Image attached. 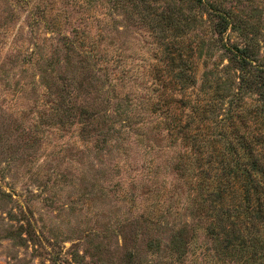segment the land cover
I'll use <instances>...</instances> for the list:
<instances>
[{
	"label": "rangeland",
	"instance_id": "374dc122",
	"mask_svg": "<svg viewBox=\"0 0 264 264\" xmlns=\"http://www.w3.org/2000/svg\"><path fill=\"white\" fill-rule=\"evenodd\" d=\"M130 1L0 0V264H231L193 207L199 171L175 170L183 137L158 113L130 126L122 114L163 79L179 91L169 57L190 61L196 96L228 56L193 1L149 0L160 29L174 5L182 21L167 32ZM212 2L235 24L225 41L264 62V0Z\"/></svg>",
	"mask_w": 264,
	"mask_h": 264
},
{
	"label": "trees",
	"instance_id": "16d2710c",
	"mask_svg": "<svg viewBox=\"0 0 264 264\" xmlns=\"http://www.w3.org/2000/svg\"><path fill=\"white\" fill-rule=\"evenodd\" d=\"M189 1L210 13L212 29L229 60L222 76L214 87H207L209 80L205 79L200 94L195 96V77L184 71L190 61L180 54L169 57L164 67H170L171 72L180 70L169 81L179 91L167 88L163 79L162 89H153L145 100H132L122 114L130 126L141 118L139 111L158 113L162 117L159 123L166 130H177L183 137L186 159H181L175 170L199 171L201 182L193 188L197 195L193 207L207 214L214 250L231 264H264V62L255 56L251 43L240 46L225 41L228 29L236 27L230 15L220 11L212 0ZM130 2L150 19L152 29H179L182 20L171 1L161 7L163 29L151 19L149 0ZM80 47L88 59L101 61L96 49L81 43ZM173 101L180 110L187 109L185 124L182 116H176L172 107L170 110ZM181 247H176L179 256L183 254Z\"/></svg>",
	"mask_w": 264,
	"mask_h": 264
}]
</instances>
